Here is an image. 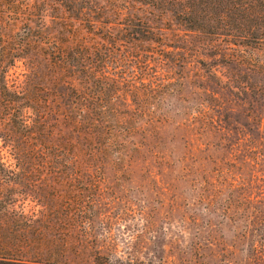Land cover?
<instances>
[{"label":"rangeland","instance_id":"rangeland-1","mask_svg":"<svg viewBox=\"0 0 264 264\" xmlns=\"http://www.w3.org/2000/svg\"><path fill=\"white\" fill-rule=\"evenodd\" d=\"M27 1L57 38L65 36V27L86 35L93 26L104 29L108 20H118L109 17L113 0ZM118 1L133 3L134 13L150 24L166 23L152 2ZM171 1L178 8V2L185 4ZM174 21L167 24L179 26ZM184 32L182 57L172 54L171 66L165 60L135 87L122 85L106 99L166 113L157 133L160 149L170 154L164 160L147 154V162L138 157L130 166L101 171L18 168L0 142V264H24L16 259L26 249L23 239H36L58 221L70 233L67 247H81L90 263L264 264V105L250 89L258 88L263 75L215 55L212 36ZM165 40L175 42L171 33ZM253 56L264 65V45ZM28 65L20 58L9 68V88H25ZM155 81L162 85L155 89ZM70 190L94 198L86 204V220L50 200V193ZM69 257L78 259L79 253L71 250Z\"/></svg>","mask_w":264,"mask_h":264},{"label":"trees","instance_id":"trees-1","mask_svg":"<svg viewBox=\"0 0 264 264\" xmlns=\"http://www.w3.org/2000/svg\"><path fill=\"white\" fill-rule=\"evenodd\" d=\"M144 1L152 2L158 20L166 23L150 24L134 13L133 3L120 5L113 0L108 13L117 21L108 20L104 29L93 26L86 30L92 34L86 35L78 27H65V36L57 38L41 20V11L35 13L27 0H0V142L18 168L101 171L108 165L130 166L138 157L147 162V154L157 162L169 156L160 149L162 140L157 135L168 121L165 112L106 99L122 85L135 87L148 70L156 72L167 65L165 60L171 66L172 54L182 57L186 49L180 41H186V32L180 31L212 36L214 54L227 64L262 73L258 88L250 89L264 105V65L253 56V49L264 45V0H185L183 5L178 2L180 8L171 0L161 5ZM169 20L181 27H172ZM168 33L175 42L167 43ZM20 58L29 63L22 91L6 82V73ZM155 82V89L162 85ZM50 200L66 203V213H84L80 217L86 220V204L94 198L70 190L54 191ZM44 227L47 231H38L36 239H23L26 249L18 251V261L102 264L96 259L88 262L79 246L67 247L70 233L60 221ZM71 250L79 253L78 259L69 257Z\"/></svg>","mask_w":264,"mask_h":264}]
</instances>
